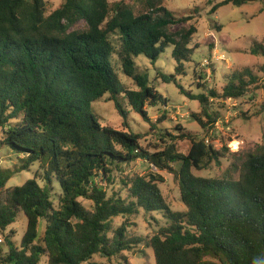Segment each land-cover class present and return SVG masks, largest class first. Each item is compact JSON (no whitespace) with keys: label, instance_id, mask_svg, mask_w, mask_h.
<instances>
[{"label":"trees","instance_id":"trees-1","mask_svg":"<svg viewBox=\"0 0 264 264\" xmlns=\"http://www.w3.org/2000/svg\"><path fill=\"white\" fill-rule=\"evenodd\" d=\"M249 1L223 0L210 12ZM135 2L64 0L48 12L44 0H0V151L19 163L15 170L0 167V264H82L95 255L121 257L138 246L152 251L154 264H264V140L245 154L237 179L201 177L193 169L235 154L189 134L182 136L191 142L186 154L164 135L163 146L149 152L141 144L144 135L103 126L91 112V103L108 94L123 127L128 109L121 99L149 121L148 107L166 106L168 100L137 71L135 59L143 55L154 63L171 46L179 75L198 48L191 45L197 28L184 25L192 16H175L162 0ZM249 52L264 59V38ZM113 55L137 89L121 85ZM259 71L264 80V63ZM157 75L199 102L201 111L190 116L208 131L221 118L210 100H238L258 81L244 68L221 92L191 94L175 75ZM165 119L161 115L151 129ZM138 159L173 175L184 211L171 210L159 187L164 179L152 170L122 180L124 197L107 194L114 172ZM33 165L32 178L6 187L15 173ZM141 210L161 213L166 224L150 236L132 234L129 218ZM20 212L26 228L15 244L7 229ZM116 217L123 221L114 228Z\"/></svg>","mask_w":264,"mask_h":264},{"label":"rangeland","instance_id":"rangeland-1","mask_svg":"<svg viewBox=\"0 0 264 264\" xmlns=\"http://www.w3.org/2000/svg\"><path fill=\"white\" fill-rule=\"evenodd\" d=\"M44 1L50 12L64 0ZM115 1L119 0H109L111 3ZM125 1L130 4L132 1L135 2V0ZM222 1L162 0L163 6L175 16L190 15L193 17L184 25L194 24L197 28L191 45L197 44L198 48L190 61L184 64L183 71L179 75L174 70L175 62L171 57V46L167 47L154 63L143 55L135 59L137 71L140 74H146L150 84L168 100L166 106L148 107L149 121H145L131 109L125 99H121L128 109L127 127H123V119L116 111L113 101L108 100V94L91 103V112L97 116L103 126L144 135L141 144L149 152H153L156 146L158 148L163 146L159 141L161 135L165 136L166 141L173 138L177 151L182 154H186L191 145L190 140L182 138L186 134L196 140L207 139L215 149L226 146L228 153L235 155L227 154V157L221 158L218 164L212 162L201 171L193 169V173L201 177H222L228 174L237 179L245 154L254 151L264 140V110L261 107L264 102V80L263 74L259 71V66L264 63V59L249 52L254 42H260L264 38V4L261 0H253L241 6L221 5L214 13H211L212 7ZM133 6L136 11L141 8L137 5ZM118 38V35L112 37L116 47L119 45ZM111 60L121 85L137 89L132 80L123 74L117 56L113 55ZM203 60L208 62L205 67L200 66ZM244 68L250 69L253 75L257 76V83L251 85L247 93L238 100H210L211 110L219 111L221 118L209 131L201 129L190 116L193 112L201 111L199 102L181 94L173 83H163L157 75L159 72L173 74L185 92L208 94L209 90L221 92L222 86L228 82L232 74ZM163 114L166 119L156 125L155 129H151L150 126ZM18 165L17 159L10 152L0 151L1 168L15 170ZM171 166L178 168L177 164ZM36 170L37 166L33 165L30 171L15 173L7 182L6 187L21 185L27 179L32 178ZM149 170L156 171L163 177L164 181L159 183V187L171 210L184 211L185 206L180 201L179 185L173 175L168 171H157L142 159L124 165L121 170L115 171L114 181L106 187L107 194L119 193L124 197L122 180H126L133 174L143 175ZM39 183L42 185L43 181L39 180ZM56 188L58 190L57 186ZM80 201L86 208L92 207L89 200L81 198ZM122 221L120 217L113 218V227L119 226ZM129 222L132 234L146 237L164 226L166 219L159 212L147 214L141 210L137 215L131 216ZM25 228L26 218L20 212L15 222L7 229V233L14 232L12 240L15 244L20 242ZM42 232L43 228L40 234ZM0 238L3 241V237L0 236ZM40 264H44V261L42 260ZM82 264H154V257L150 249L138 246L130 251H124L121 257L106 259L95 255Z\"/></svg>","mask_w":264,"mask_h":264},{"label":"built area","instance_id":"built-area-1","mask_svg":"<svg viewBox=\"0 0 264 264\" xmlns=\"http://www.w3.org/2000/svg\"><path fill=\"white\" fill-rule=\"evenodd\" d=\"M262 3L264 4V0H261ZM222 57V56H221ZM208 64L207 60H203L200 64V66H206ZM228 100H231V99H228ZM206 142H208L207 140H205ZM233 150H237V149H233ZM0 243H2V239L0 238Z\"/></svg>","mask_w":264,"mask_h":264}]
</instances>
